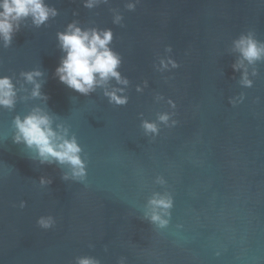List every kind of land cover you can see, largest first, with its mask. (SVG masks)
Segmentation results:
<instances>
[{"label":"water","instance_id":"1","mask_svg":"<svg viewBox=\"0 0 264 264\" xmlns=\"http://www.w3.org/2000/svg\"><path fill=\"white\" fill-rule=\"evenodd\" d=\"M44 2L56 15L0 39V76L16 90L14 107L0 106V264H264V59L234 46L249 33L264 43V0ZM73 23L111 30L127 84L110 78L85 96L58 80L57 34ZM35 70L46 102L21 75ZM114 89L126 103L110 101ZM36 108L76 139L83 177L13 142L15 117ZM160 197L172 201L155 209L163 226L149 203Z\"/></svg>","mask_w":264,"mask_h":264},{"label":"clouds","instance_id":"2","mask_svg":"<svg viewBox=\"0 0 264 264\" xmlns=\"http://www.w3.org/2000/svg\"><path fill=\"white\" fill-rule=\"evenodd\" d=\"M95 0H87L85 7H93ZM129 10H134V5L127 6ZM50 15H56V10L48 7L44 0H0V39L4 45L8 46L12 40L13 33L19 30V22L27 17L32 18L33 24L40 26L45 23ZM121 17H116L119 22ZM60 47L65 55L62 57L55 70V76L68 88L87 96L95 90V87L107 82L110 78H115L119 83L127 84V80H121L120 73L117 71L121 61L117 53L113 52L108 45L112 40L111 30L98 32L97 30H81L75 23L69 24L67 30L58 33ZM235 49L239 51L242 58L249 63H254L264 59V43L255 39L254 35H241L234 41ZM167 51H171L169 47ZM162 68H167L171 64L173 68L179 65L168 59L161 60ZM233 70H237L239 65L233 64ZM24 79L33 85L32 96L42 98L45 102L49 97L41 92V83L37 77L43 76L39 70L23 72ZM242 84L247 87L252 86V81L247 78L245 73ZM114 89L105 94L110 97L111 102L117 104L126 103V98L116 95ZM16 90L15 85L9 76H0V106L12 108L15 104ZM243 99V97H241ZM232 104L236 101L230 100ZM161 121H167V115L159 117ZM16 134L13 138L14 143H24L28 148L34 149L40 158L41 163L69 164L72 167L73 176L83 177L85 175V165L80 158L81 148L73 137L67 138V130H54L52 127V118L43 109L36 108L21 119L16 116L14 121ZM61 128V126H57ZM143 127L146 131L156 132V125L145 122ZM67 179V177H64ZM41 183H45L41 178ZM47 183H51L50 180ZM153 205V215L151 220L159 222L161 226L167 223L161 217L155 214V209L167 210L172 206L170 198L160 197L152 199L149 202ZM23 207V204L21 205ZM42 229H50L55 224L52 216H41L36 221ZM75 264H98V261L91 257H77Z\"/></svg>","mask_w":264,"mask_h":264}]
</instances>
